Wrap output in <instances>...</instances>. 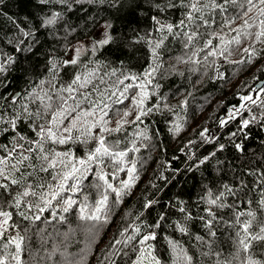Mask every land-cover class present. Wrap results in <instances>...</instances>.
<instances>
[{
  "label": "snow or ice",
  "instance_id": "6c2138e0",
  "mask_svg": "<svg viewBox=\"0 0 264 264\" xmlns=\"http://www.w3.org/2000/svg\"><path fill=\"white\" fill-rule=\"evenodd\" d=\"M39 2L48 4L51 0ZM57 2L72 11L73 4L103 0ZM155 7L161 14L172 9L183 11L174 22L152 16L153 30L132 41L143 40L149 48V63L143 71H132L124 61L113 64L93 59L113 43L111 23L106 22L86 42L77 43L67 42V36L76 30L66 26L63 54L50 49L38 78L30 79L25 89L10 97L0 94V137L3 138L0 140V264H25V243L32 227L36 226L37 234L46 232L38 224L64 223L73 212L79 221L91 223L90 232L98 230L100 223L109 222L110 194L115 195L114 203L119 204L140 179L144 162L137 159V154L141 148H147L140 141H151L147 128L141 129L140 125L154 111L165 107L172 110L166 96H158L149 104L160 87L156 82L163 67L159 50L169 37L178 39L185 50L183 56L177 57L178 62L203 64L206 69L213 67L218 59L227 60L234 55L245 40L249 46L242 48L241 55L246 59L230 62L252 63L259 55L255 45L264 44V0H165L163 6L158 2ZM230 8L235 10L233 14L229 13ZM62 19V12L54 11L42 20L41 26H54ZM237 20L242 24L232 27ZM217 26L220 31L216 30ZM225 28L229 29L228 38L223 32ZM21 31L23 39L15 50L31 52L32 43L27 48L21 45L29 37L34 42L35 34ZM156 33L160 34L159 39L154 38ZM232 45L236 46L235 50ZM15 63L13 55L0 56V84L4 87L8 86L5 78ZM69 67L74 71L63 79L62 73ZM215 70L219 72L218 67ZM253 91L255 98L240 96L242 103L230 108L227 117L220 120L223 126L241 117L238 130L230 134V140L251 123L264 121V83ZM186 103L182 102L181 107ZM253 107L262 110L260 116L252 112ZM244 112L250 118H245ZM132 125L137 129L134 134L120 135ZM172 131L178 135L182 125L175 124ZM207 132L205 129L200 136L214 141ZM232 142L238 152H244L242 143ZM224 148V144H219L216 150L199 159L195 167L208 163ZM215 163L217 174L223 172L221 166L225 161L217 159ZM231 173L232 181L219 182L215 191L206 185L204 194L192 208L183 200L165 205V209L171 207L181 214L168 226L188 236L191 223L199 222L204 235L194 234V239L201 244V256L209 258L212 264H264V168L249 161L239 169L233 165ZM87 187L95 189V200L89 199ZM158 203V200H146L143 211L136 217L139 223L125 227L120 232L123 240L115 241L122 244L119 252L128 258L129 264H163L152 242L157 240L156 230L167 223V211L159 213L153 223L141 219L144 212ZM21 221L26 223L22 225ZM220 231H225L230 242L227 252L219 245ZM165 239L173 253L172 264H193V257L178 241Z\"/></svg>",
  "mask_w": 264,
  "mask_h": 264
},
{
  "label": "trees",
  "instance_id": "16d2710c",
  "mask_svg": "<svg viewBox=\"0 0 264 264\" xmlns=\"http://www.w3.org/2000/svg\"><path fill=\"white\" fill-rule=\"evenodd\" d=\"M113 2L114 0H103L99 3L73 4L72 11H68L57 0H51L48 4H41L39 0H0V56L13 55L16 58V63L5 78L8 86L0 84V94L10 97L25 89L30 79L38 78L50 49H56L58 55L63 54L66 41L62 37L66 34V26L76 30L67 36V42L77 43L90 38L100 25L111 23L114 41L93 59L113 64L124 61L125 66L132 71H143L149 63V48L143 40L139 43L132 41L153 30L152 16H161L174 22L183 9H172L161 14L155 4L159 2L163 6L165 0H115V6ZM54 11L62 12L63 19L54 26L42 27V20ZM234 11L229 9L230 14ZM219 20L218 16V25ZM240 24L242 21L237 20L232 27ZM21 30L35 34L34 42L29 37L21 45L27 48L32 43L31 52L15 50L23 39ZM216 30L220 31L219 26ZM223 32L228 38L229 29L225 28ZM159 37L160 34L156 33L154 38ZM215 43L217 42L214 41ZM248 46L247 40L239 50H235L236 46L232 45L234 55L227 60L218 59L213 67L206 69L203 64L196 66L178 62L177 57L183 56L185 50L178 39L169 37L159 50L163 61L160 69L163 78L158 74L156 82L160 87L149 104L154 103L158 96H166V103L172 106V110L165 107L159 112L154 111L140 125L141 129L147 128V134L151 137L150 142L140 141L147 145V148H141V152L137 154V159L144 162L140 179L121 203L115 204V195L110 194L109 222L97 225L98 230L90 232L91 223L79 221L75 212L68 214L64 223L38 224L40 228L46 229L43 234H37L36 226H33L28 234L30 238L25 243V264H129L128 258L119 252L122 244H115V241L123 240L120 232L125 227L139 223L136 217L143 211L146 200H158L159 203L144 212L142 220L153 223L159 213L167 211V223L156 230L157 240L152 242L163 264L173 262V253L165 237L178 241L193 257V264H212L209 258L201 256V244L194 239V234L204 235L200 223H191L190 235L180 234L168 225L181 214L171 207L165 209V205L183 200L192 208L197 198L204 194L206 185L215 191L220 186L219 182L232 181L233 165L239 169L253 161L264 168V121L251 123L231 140L229 136L238 130L241 117L220 125V120L227 117L228 110L240 105V96L253 94L255 85L264 80V44L255 45L259 55L252 63L230 62L246 59L241 52L243 47ZM84 59L87 60L88 57ZM216 67L219 72L215 70ZM73 71L71 67L64 69L62 78L67 79ZM184 101L187 103L182 108ZM261 111L259 108H252L257 116L261 115ZM243 116L250 118L248 112H244ZM177 123L182 125V131L178 135L172 131ZM205 129L214 141H206L200 136ZM136 131L135 125H132L127 127L126 133L120 135L134 134ZM232 141L242 143L244 152H238ZM219 144L225 145L223 151H217L216 156L208 163L195 167L199 159L208 156ZM217 159L225 161L221 166L224 171L219 174L216 171ZM161 175L163 179L160 178ZM121 177L124 178L123 173ZM248 179L251 181L252 177ZM85 192L89 194L90 200L97 198L94 188L87 187ZM25 223L21 221L22 225ZM218 240L225 252L230 250L225 231L218 233Z\"/></svg>",
  "mask_w": 264,
  "mask_h": 264
},
{
  "label": "rangeland",
  "instance_id": "374dc122",
  "mask_svg": "<svg viewBox=\"0 0 264 264\" xmlns=\"http://www.w3.org/2000/svg\"><path fill=\"white\" fill-rule=\"evenodd\" d=\"M102 26H103V24L102 25H100L96 30H95V32H97V31H99L101 28H102ZM94 32V33H95ZM93 35V34H92ZM92 35H91V37H92ZM90 37V38H91ZM87 40H89V38H87V39H85L83 42H86ZM217 77H220V74H217ZM254 98H255V96H256V92H254L253 94H251ZM241 103H242V101H241ZM240 103V104H241Z\"/></svg>",
  "mask_w": 264,
  "mask_h": 264
},
{
  "label": "water",
  "instance_id": "95a60500",
  "mask_svg": "<svg viewBox=\"0 0 264 264\" xmlns=\"http://www.w3.org/2000/svg\"><path fill=\"white\" fill-rule=\"evenodd\" d=\"M261 83H264V80L259 81V82L255 85V89H256V88H259L260 85H261Z\"/></svg>",
  "mask_w": 264,
  "mask_h": 264
}]
</instances>
